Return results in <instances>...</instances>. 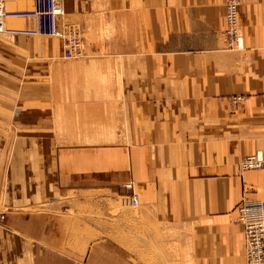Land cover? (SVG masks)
Returning <instances> with one entry per match:
<instances>
[{
  "label": "crops",
  "instance_id": "crops-1",
  "mask_svg": "<svg viewBox=\"0 0 264 264\" xmlns=\"http://www.w3.org/2000/svg\"><path fill=\"white\" fill-rule=\"evenodd\" d=\"M63 2L68 23L114 33L101 39L117 40L121 81L109 97L107 75L82 59L39 83L22 64L29 49L0 51V114L16 137L0 180V264H140L120 238H77L98 216L109 231V200L128 182L134 232L176 225L196 264H247L237 207L264 201V166L238 162L264 157V0H241L239 50L222 34L225 0ZM44 43L28 47L52 55Z\"/></svg>",
  "mask_w": 264,
  "mask_h": 264
},
{
  "label": "rangeland",
  "instance_id": "rangeland-1",
  "mask_svg": "<svg viewBox=\"0 0 264 264\" xmlns=\"http://www.w3.org/2000/svg\"><path fill=\"white\" fill-rule=\"evenodd\" d=\"M64 21L67 22V17L65 15ZM68 23V22H67ZM71 24V23H70ZM74 25V24H73ZM76 27V26H75ZM224 27V22H223ZM80 38L81 51L82 54L78 57L73 58H62L63 41L61 38L50 36V35H9L6 33H0V51L3 49H29L28 53L22 56V64L29 67L31 70L36 71V77L39 83L45 82L47 80L52 83L53 77L51 76V69L54 65L64 64L65 62L77 61L86 59L88 64L96 65L98 70L102 69V73L107 75L110 83V90L112 93L109 97H117V88L121 81V72L118 71L119 65V55L117 49V40H112L107 38L106 40L101 39L102 36L113 35L114 33L109 29L108 26L105 28L98 29L94 32H84L81 25L78 24L76 27ZM80 29V32H79ZM222 34L225 43L228 48L239 50L238 47H231L222 30ZM35 40L44 41V49H54L56 51L52 52V55L41 54L43 51L38 49H32L29 44ZM109 44L110 49L101 50L98 54H91L90 52H85V50L92 46H106ZM127 43L125 44V46ZM123 47V45H121ZM83 47V48H82ZM2 49V50H1ZM2 53V52H0ZM26 53V52H25ZM61 57V58H59ZM10 59L8 56H3L0 54V62H6ZM52 66V67H51ZM52 85V84H51ZM234 97V96H232ZM232 97L230 98L232 103ZM233 105V103H232ZM239 105V104H238ZM50 106V105H49ZM234 106V105H233ZM4 113L0 114V140L5 142V145L0 147V180L5 174L6 167L9 168L10 162L14 159L13 151L16 143V137L14 135V123L8 117H2ZM55 128V127H54ZM55 130V129H54ZM13 148V149H12ZM2 153V155H1ZM109 207L111 208V213L113 215L112 222L109 223V231H101L95 227L101 226L100 217H94L93 219V229L89 225H83L80 232L77 233L78 240L80 236L85 238V241L95 238H100L102 235H107L114 239H121L124 243L125 248L141 260L140 264H196L195 257L191 249L187 246L183 248L180 245L179 236L181 234L180 228L176 225H161L157 228L155 225L149 223H142L137 231L132 230L134 226L132 222L133 208L127 205H123L120 197L115 196L114 199L109 200ZM5 208L0 205V209ZM124 215L125 230L123 226L118 225V216ZM121 218V217H120ZM122 219V218H121ZM106 224V223H105ZM107 226V225H106ZM132 259L130 258V261ZM127 261V260H126ZM128 264V263H127ZM132 264V263H130Z\"/></svg>",
  "mask_w": 264,
  "mask_h": 264
},
{
  "label": "built area",
  "instance_id": "built-area-1",
  "mask_svg": "<svg viewBox=\"0 0 264 264\" xmlns=\"http://www.w3.org/2000/svg\"><path fill=\"white\" fill-rule=\"evenodd\" d=\"M241 0H225L223 33L231 47L242 46V33L238 22V7ZM63 0H0V33L9 35H50L63 41L64 58L82 54L81 43L75 25L64 21ZM243 97H232L237 106ZM240 170L264 166L262 151H255L239 159ZM129 190L121 197L124 205L138 204L132 183L124 185ZM236 222L243 226V256L247 264H264V201L253 203L243 199L237 207Z\"/></svg>",
  "mask_w": 264,
  "mask_h": 264
},
{
  "label": "bare ground",
  "instance_id": "bare-ground-1",
  "mask_svg": "<svg viewBox=\"0 0 264 264\" xmlns=\"http://www.w3.org/2000/svg\"><path fill=\"white\" fill-rule=\"evenodd\" d=\"M82 39V37H80ZM82 43V42H81ZM82 45V44H81ZM83 48V47H82ZM83 52V51H82Z\"/></svg>",
  "mask_w": 264,
  "mask_h": 264
}]
</instances>
